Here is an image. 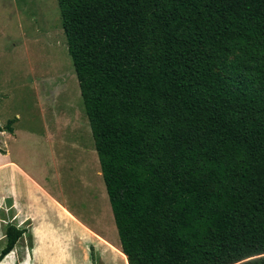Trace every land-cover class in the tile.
I'll return each mask as SVG.
<instances>
[{
	"label": "trees",
	"instance_id": "obj_1",
	"mask_svg": "<svg viewBox=\"0 0 264 264\" xmlns=\"http://www.w3.org/2000/svg\"><path fill=\"white\" fill-rule=\"evenodd\" d=\"M56 1L128 264H264V0Z\"/></svg>",
	"mask_w": 264,
	"mask_h": 264
},
{
	"label": "rangeland",
	"instance_id": "obj_2",
	"mask_svg": "<svg viewBox=\"0 0 264 264\" xmlns=\"http://www.w3.org/2000/svg\"><path fill=\"white\" fill-rule=\"evenodd\" d=\"M14 117V129L23 125L36 132L35 137H19L16 147L34 162L37 175L42 177L47 167L57 166L65 207L79 222L71 236L73 264H128L120 249L56 0H0V124ZM6 133L0 131V148L5 153L6 141H13ZM5 177L2 171L0 192L5 189ZM49 185L53 190L55 182ZM6 203L0 217L9 222L13 210L8 209V199ZM59 207L69 213L63 205ZM1 224L5 227L4 221Z\"/></svg>",
	"mask_w": 264,
	"mask_h": 264
},
{
	"label": "crops",
	"instance_id": "obj_3",
	"mask_svg": "<svg viewBox=\"0 0 264 264\" xmlns=\"http://www.w3.org/2000/svg\"><path fill=\"white\" fill-rule=\"evenodd\" d=\"M31 130L21 125L14 129V135L7 132L6 137L13 138V141H6L7 151L0 153V173L6 172L5 189L0 192V208L4 209L2 205L8 199V209L13 210L9 222L0 217V251L5 245L8 224L26 228L0 264H73L71 236L72 231L77 233L79 222L65 207L64 189L60 187V176L55 173L57 166L54 169L47 167L40 177L32 167L34 162L26 160L22 149L18 153L16 147L17 139L22 135L35 137L36 132ZM48 182H55L53 190ZM55 193L61 197H56ZM3 221L5 227L1 224Z\"/></svg>",
	"mask_w": 264,
	"mask_h": 264
}]
</instances>
